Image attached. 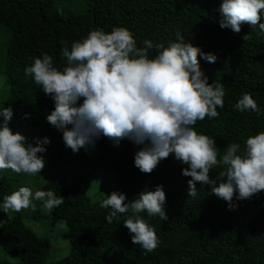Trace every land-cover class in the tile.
<instances>
[{"label":"trees","instance_id":"trees-1","mask_svg":"<svg viewBox=\"0 0 264 264\" xmlns=\"http://www.w3.org/2000/svg\"><path fill=\"white\" fill-rule=\"evenodd\" d=\"M219 9L211 11L193 0H0V27L9 33L3 68L9 91L0 101V110L12 108L9 127L33 146L37 139L50 140L45 145L47 151L40 154L45 160L64 163L69 148L63 134L45 122L54 110V101L32 77L25 76L24 69L47 53L53 65L63 70L67 66L63 48L71 50L73 42L82 41L93 30L108 34L122 27L133 34L138 47L149 40L165 48L178 42L179 32L185 42L218 57L215 63L199 58L200 67L209 84H223L225 90L224 107L217 109L219 117L198 121L194 130L215 140L218 158L233 143L243 150L247 138L264 132V32L248 24H243L239 33L221 28ZM158 50L163 49L154 47L149 57L154 58ZM245 93L257 102L261 114L234 107ZM142 147L128 139L116 147L101 137L95 148L88 150L98 156L95 161L87 160V170L98 164L113 170L117 183L107 196L124 194L125 204L145 190L163 186L168 220L147 212L139 214L154 228L158 247L145 252L134 245L133 234L124 226L131 212L118 214L109 223L106 216L111 209L101 207L107 197L95 202L83 190L84 180L69 184L64 173H57L48 178L41 191L51 190L64 198L63 204L51 210V225L66 223L65 237L71 252L53 264H264V192L246 200L234 197L232 208L212 193L211 185L197 183V195L189 197L191 177L182 175L186 165L170 156L151 174L141 173L134 157ZM220 170L212 169L211 178L215 179ZM13 183L9 177L0 178V200ZM0 246L20 259L17 264H48L45 257L50 241L28 228L20 212L7 216L0 225Z\"/></svg>","mask_w":264,"mask_h":264},{"label":"clouds","instance_id":"clouds-1","mask_svg":"<svg viewBox=\"0 0 264 264\" xmlns=\"http://www.w3.org/2000/svg\"><path fill=\"white\" fill-rule=\"evenodd\" d=\"M219 11L223 29L239 33L241 26L248 24L264 32V23L260 22L264 0H223ZM177 41L165 48L145 40L144 46L138 47L126 28L116 27L108 34L93 30L87 38L73 42L71 50L63 48L62 57L67 60L63 70L55 67L53 58L45 53L35 58L24 74L53 99L55 107L47 115V122L62 132L65 146L73 153L94 149L101 137L116 147L128 139L143 146L134 157L141 173L151 174L161 161L172 156L186 165L182 175L191 177L189 197L197 195V183L211 185L212 193L232 208L234 197L246 200L264 192V132L247 138L243 150L240 144H230L218 158L215 140L198 134L193 127L206 117L218 118L217 109L224 107V85L209 84L199 62L202 57L215 63L218 57L185 42L179 32ZM154 47L163 50L150 58ZM234 107L240 112L261 114L248 93ZM0 117V170L40 174L46 166L40 154L47 151L45 145L50 140L37 139L33 146L21 133L13 132L9 127L11 107L0 110ZM214 168L222 170L212 179L210 171ZM106 197L101 201L102 208L111 209L106 220L112 223L118 214L131 212L124 226L133 234L132 243L145 252L154 251L158 236L139 214L147 212L168 220L163 186L145 190L128 204L124 194L113 192ZM33 200L42 201L47 210L64 203V198L51 190L33 193L29 187H21L4 197L0 210L10 214L34 209Z\"/></svg>","mask_w":264,"mask_h":264},{"label":"rangeland","instance_id":"rangeland-1","mask_svg":"<svg viewBox=\"0 0 264 264\" xmlns=\"http://www.w3.org/2000/svg\"><path fill=\"white\" fill-rule=\"evenodd\" d=\"M201 5L209 7L212 11L219 7L223 0H193ZM264 23V15L260 21ZM9 33L5 28L0 27V101L8 94L9 86L7 84V77L3 73L4 65L7 62V42ZM47 122V121H45ZM98 154L91 151L80 150L79 153H73L72 150L67 149L64 156V163L58 162L52 164L50 161H46V166L40 174L35 176L26 173H14L12 170H0L1 177H9L14 183L11 190L6 194L11 195L14 191H18L21 187H29L33 193L41 191V187L46 183L49 177L54 174L64 173L67 182L73 184L80 178L84 180L82 186L83 190L87 193L88 197L94 199L95 202L100 198H105L107 192L116 186V173L105 168L103 165L98 164L96 167L87 170L88 162L90 158L96 160ZM45 159V158H44ZM80 166L79 169L73 170L74 167ZM82 167V168H81ZM93 169V171L91 170ZM3 199L0 200V203ZM35 208L32 207L20 211L24 218L25 225L33 230L39 237L46 238L50 241V251L45 257V262L48 264L56 263L71 252V244L66 240L65 234L67 232V226L64 221H59L55 226L51 225V210L43 208V202L33 200ZM14 212L7 214L0 210V225L4 222L7 216L13 215ZM7 261L13 264L20 262L18 257L8 254L0 246V263Z\"/></svg>","mask_w":264,"mask_h":264}]
</instances>
